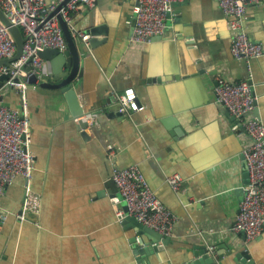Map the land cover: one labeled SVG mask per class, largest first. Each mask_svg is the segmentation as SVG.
Here are the masks:
<instances>
[{
    "label": "crops",
    "instance_id": "obj_1",
    "mask_svg": "<svg viewBox=\"0 0 264 264\" xmlns=\"http://www.w3.org/2000/svg\"><path fill=\"white\" fill-rule=\"evenodd\" d=\"M136 4L96 0L73 12L77 32L90 39L86 30L96 26L107 38L82 53L77 82L81 105L94 115L90 139L56 91L27 90L32 189L41 208L23 215L22 178L0 197L8 213L0 224V264H264V232L246 242L233 229L248 180L242 150L251 138L216 96L219 77L249 81L264 124V55H232L233 32L216 0L176 4L160 36L134 44ZM245 28L264 46V2L249 6ZM74 37L81 46L89 40ZM130 87L142 108L112 111L114 96ZM8 97L5 104L20 106L18 93ZM133 164L177 219L170 244L158 252L118 220L114 171ZM176 173L184 178L180 190L168 182Z\"/></svg>",
    "mask_w": 264,
    "mask_h": 264
},
{
    "label": "built area",
    "instance_id": "obj_2",
    "mask_svg": "<svg viewBox=\"0 0 264 264\" xmlns=\"http://www.w3.org/2000/svg\"><path fill=\"white\" fill-rule=\"evenodd\" d=\"M65 0H0V7L9 19L19 26L25 37L23 53L19 59L11 63V67L0 66V76L9 73L10 79L0 87V197L6 195L8 189L18 178L23 179L25 202L23 215L37 214L41 208V199L32 189L35 163L30 151V115L27 99L28 79L36 76L38 80L48 81L52 70L48 61L40 56L45 48L60 51L68 49L63 30L56 16H51L57 6ZM186 0H136V24L132 35L134 44L151 42L160 36L165 28L166 17L173 12L174 6ZM228 18L229 28L233 32L231 45L232 55L238 60H251L264 55V46L254 41L247 33L245 21L249 6L261 5L264 0H216ZM96 0H70L61 9V14L70 26L74 36L81 35L84 41L89 35L77 32L73 26V12L81 4L94 6ZM17 46L6 27L0 22V59L15 55ZM30 67V70H27ZM20 77L21 82H14ZM7 86H13L23 95L20 106L12 107L4 103L2 94ZM217 101L226 106L230 114L241 122V132L249 135L251 143L243 147L248 180L243 185L244 196L239 212L233 223V229L245 236L250 242L259 238L264 232V124L254 111L257 96L248 81H229L218 78L216 87ZM115 99L121 107L119 111L127 114L142 108L134 88H126ZM93 114L87 113L76 117V120H89L93 123ZM111 155L115 151L111 149ZM113 182L117 192L128 207V214L148 227L165 236L174 232L176 217L165 206L152 189L148 179L138 165L116 168ZM168 182L174 190H180L184 178L180 174H172ZM22 215V217H23ZM119 221H123L126 213L117 208ZM8 213L0 208V224L6 222ZM215 250L214 245L209 246Z\"/></svg>",
    "mask_w": 264,
    "mask_h": 264
},
{
    "label": "water",
    "instance_id": "obj_3",
    "mask_svg": "<svg viewBox=\"0 0 264 264\" xmlns=\"http://www.w3.org/2000/svg\"><path fill=\"white\" fill-rule=\"evenodd\" d=\"M70 0H65L60 3L57 8L52 12L51 16H56L60 22V25L63 30V35L68 44V49L65 51H60L54 48H45L39 54L40 56L49 61L52 69V79L48 81L38 80L36 76H31L28 79L27 90L34 89L37 86L41 88H45L48 90L56 91L58 95H60L67 103L70 108V112L73 117H80L86 114V110L80 103L79 96L77 93V82L83 75V59L82 53L86 52L88 48L95 49L99 46H102L103 43L106 42V32L103 30H99L96 26L88 28L86 31L91 35V38L88 40L87 44L81 46L75 40V37L72 33L70 26L64 20L61 9L69 2ZM0 22L6 27L9 34L14 39L17 51L15 55L11 58L0 59V66L6 65L11 67V63L20 58L23 53L25 37L22 34L21 29L18 25L13 23L5 11L0 7ZM102 35L101 38H98L99 35ZM27 70H30V67H27ZM10 79V74L5 73L0 76V87L3 86L4 82ZM22 80L20 77L14 78V82L20 83ZM249 82V81H248ZM250 83V82H249ZM218 85V81H217ZM27 90L24 93L27 96ZM11 92L18 93V96L21 98L22 93L15 89L13 86H7L5 88L4 93L2 94V100L4 102H9V95ZM121 107L120 103H116L111 110L115 111L119 110ZM226 107V106H225ZM227 108V107H226ZM228 109V108H227ZM229 111V110H228ZM115 114V112H114ZM89 120L81 119L79 121V126L82 129V134L85 138L90 139L91 135L87 132V128L89 127ZM113 186H115L112 181ZM244 191V190H243ZM116 201H121V197L116 195ZM122 207L126 213V217L124 218V224H127L129 228L136 229V235L140 236L139 241L142 244L152 243V249L156 252L163 249V245L170 244V236H165L158 231L148 227L147 225L138 222L136 218L130 216L128 214V207L125 201H121ZM135 241V238H133ZM146 252H150L149 248H145ZM198 253V252H197ZM198 255V254H197ZM206 260V258H205ZM188 264H202L200 260H195L192 263Z\"/></svg>",
    "mask_w": 264,
    "mask_h": 264
}]
</instances>
